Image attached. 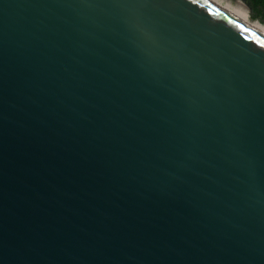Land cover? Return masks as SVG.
I'll use <instances>...</instances> for the list:
<instances>
[{"label": "water", "instance_id": "95a60500", "mask_svg": "<svg viewBox=\"0 0 264 264\" xmlns=\"http://www.w3.org/2000/svg\"><path fill=\"white\" fill-rule=\"evenodd\" d=\"M0 264H264V37L204 0H0Z\"/></svg>", "mask_w": 264, "mask_h": 264}, {"label": "bare ground", "instance_id": "6f19581e", "mask_svg": "<svg viewBox=\"0 0 264 264\" xmlns=\"http://www.w3.org/2000/svg\"><path fill=\"white\" fill-rule=\"evenodd\" d=\"M215 6L230 17L245 25L248 29L264 37V23L253 20L249 16V9L241 2H232L230 0H204Z\"/></svg>", "mask_w": 264, "mask_h": 264}, {"label": "flooded vegetation", "instance_id": "af4514ba", "mask_svg": "<svg viewBox=\"0 0 264 264\" xmlns=\"http://www.w3.org/2000/svg\"><path fill=\"white\" fill-rule=\"evenodd\" d=\"M232 2H241L245 6L252 8L254 14L264 19V0H230Z\"/></svg>", "mask_w": 264, "mask_h": 264}, {"label": "rangeland", "instance_id": "374dc122", "mask_svg": "<svg viewBox=\"0 0 264 264\" xmlns=\"http://www.w3.org/2000/svg\"><path fill=\"white\" fill-rule=\"evenodd\" d=\"M248 9H249V16H250L251 19L258 20L261 23H264V19H262L261 17L257 16L256 14H254V11L252 10V8L248 7Z\"/></svg>", "mask_w": 264, "mask_h": 264}]
</instances>
